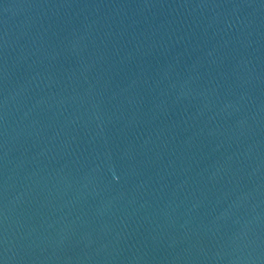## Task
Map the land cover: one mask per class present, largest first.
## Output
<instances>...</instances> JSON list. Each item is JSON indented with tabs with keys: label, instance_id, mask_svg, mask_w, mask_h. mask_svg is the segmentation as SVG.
<instances>
[{
	"label": "water",
	"instance_id": "95a60500",
	"mask_svg": "<svg viewBox=\"0 0 264 264\" xmlns=\"http://www.w3.org/2000/svg\"><path fill=\"white\" fill-rule=\"evenodd\" d=\"M0 264H264V0H0Z\"/></svg>",
	"mask_w": 264,
	"mask_h": 264
}]
</instances>
